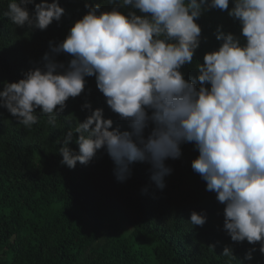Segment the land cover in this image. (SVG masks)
<instances>
[{
    "label": "clouds",
    "instance_id": "obj_1",
    "mask_svg": "<svg viewBox=\"0 0 264 264\" xmlns=\"http://www.w3.org/2000/svg\"><path fill=\"white\" fill-rule=\"evenodd\" d=\"M83 8L62 40H49L41 60L29 61L22 78L0 81V108L26 129L41 115L57 129L66 102L90 94L87 78L94 77L105 105L126 128L86 99L84 119L70 113L75 126L57 141L59 163L70 170L78 162L87 166L103 151L117 182L130 179L139 162L163 190L173 172L166 161L192 144L198 153L192 171L223 205L219 230L232 243L220 255L236 264L251 262L257 251L264 256V0H84ZM213 10L225 12L239 31L217 25L218 47L186 78L183 67L207 40L198 21ZM64 15L60 0H9L3 11L29 32L45 31ZM207 220L206 210H190L192 227ZM243 242L250 247L238 259L232 245Z\"/></svg>",
    "mask_w": 264,
    "mask_h": 264
},
{
    "label": "trees",
    "instance_id": "obj_2",
    "mask_svg": "<svg viewBox=\"0 0 264 264\" xmlns=\"http://www.w3.org/2000/svg\"><path fill=\"white\" fill-rule=\"evenodd\" d=\"M8 2L0 0V81L12 82L32 66L30 60H41L49 40H62L86 10L84 0H60L65 15L59 24L54 21L45 31L29 32L3 16ZM198 23L207 40H202L193 64L183 67L186 78L196 76L197 60L202 62L206 51L218 47L213 35L217 25L239 31L238 24L218 10ZM87 79L90 94L69 98L57 129L44 115L26 129L0 108V264H236L220 255L232 243L219 230L223 205L192 171L191 160L198 154L192 144L181 146L179 159L166 161L173 172L163 190L150 181L149 166L139 162L131 166L130 179L117 182L113 163L103 151L87 166L78 162L70 170L59 163L57 141L75 126L70 113L84 119L87 111H81V105L86 99L93 108H104L114 126L126 128L105 105L94 77ZM70 147L77 148L74 143ZM144 187L148 191L141 194ZM201 209L208 220L203 227H192L190 210ZM212 244L214 251L208 247ZM232 246L238 259L250 247L247 242ZM253 256L246 264H264L259 251Z\"/></svg>",
    "mask_w": 264,
    "mask_h": 264
}]
</instances>
